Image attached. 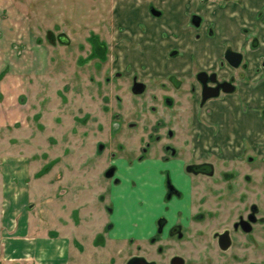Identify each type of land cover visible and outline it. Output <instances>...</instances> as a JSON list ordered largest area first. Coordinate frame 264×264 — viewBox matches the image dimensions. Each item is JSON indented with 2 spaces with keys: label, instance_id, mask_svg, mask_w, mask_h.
<instances>
[{
  "label": "flooded vegetation",
  "instance_id": "af4514ba",
  "mask_svg": "<svg viewBox=\"0 0 264 264\" xmlns=\"http://www.w3.org/2000/svg\"><path fill=\"white\" fill-rule=\"evenodd\" d=\"M113 1L105 10L146 37L156 68L114 57L110 74L127 86L94 145L111 153L102 175L114 185L102 189L99 229L56 254L65 264H264V0ZM181 57L201 66L181 75Z\"/></svg>",
  "mask_w": 264,
  "mask_h": 264
},
{
  "label": "rangeland",
  "instance_id": "374dc122",
  "mask_svg": "<svg viewBox=\"0 0 264 264\" xmlns=\"http://www.w3.org/2000/svg\"><path fill=\"white\" fill-rule=\"evenodd\" d=\"M11 2V8H25L28 26L11 31L12 56L0 72V264H65L58 253L43 261L42 250H67L74 235L98 230L109 191L102 189L106 180L114 185L102 175L111 153L94 152L98 130L113 116L115 90L127 86L126 78L120 84L110 74L114 57L119 64L131 60L139 73L155 61L146 37L116 27L105 10L113 0ZM162 41L157 52L168 45ZM245 60L250 67L259 62ZM200 66L181 57V75Z\"/></svg>",
  "mask_w": 264,
  "mask_h": 264
},
{
  "label": "crops",
  "instance_id": "0c3cea01",
  "mask_svg": "<svg viewBox=\"0 0 264 264\" xmlns=\"http://www.w3.org/2000/svg\"><path fill=\"white\" fill-rule=\"evenodd\" d=\"M11 4H13V2H11V0H0V72H2L4 70V67H6V60L10 59L11 52L10 50V46L11 43L13 41V39H11L9 36L11 34V31H13L14 33L17 32L15 31V29H23L26 28L28 25L25 24L24 22L27 21L28 16L25 13V8H22V10L20 11V8H11ZM26 4V3H25ZM24 4V5H25ZM19 6V5H18ZM12 32V34H13ZM15 53L13 52V55ZM5 71L2 72V74H4ZM13 74H17V73H8L6 74V76H12ZM11 80V78H9ZM12 81V80H11ZM41 248H43L44 246H42V241H39ZM48 243L49 244H53V242L48 239ZM47 251V252H46ZM57 250H53V249H44L42 250L43 254L41 256V258H43V261L49 262L53 260V255L56 253ZM4 252V243L1 242L0 240V253L1 255Z\"/></svg>",
  "mask_w": 264,
  "mask_h": 264
},
{
  "label": "water",
  "instance_id": "95a60500",
  "mask_svg": "<svg viewBox=\"0 0 264 264\" xmlns=\"http://www.w3.org/2000/svg\"><path fill=\"white\" fill-rule=\"evenodd\" d=\"M227 60H228V57L226 56ZM137 88V87H136ZM135 90H139V88L135 89Z\"/></svg>",
  "mask_w": 264,
  "mask_h": 264
}]
</instances>
